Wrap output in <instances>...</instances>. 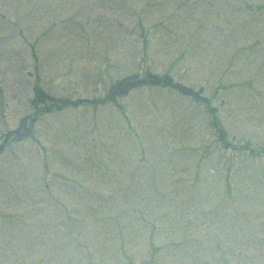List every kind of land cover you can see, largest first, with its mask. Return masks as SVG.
I'll return each instance as SVG.
<instances>
[{"label":"rangeland","instance_id":"obj_1","mask_svg":"<svg viewBox=\"0 0 264 264\" xmlns=\"http://www.w3.org/2000/svg\"><path fill=\"white\" fill-rule=\"evenodd\" d=\"M3 136L0 264H264V0H0Z\"/></svg>","mask_w":264,"mask_h":264},{"label":"trees","instance_id":"obj_2","mask_svg":"<svg viewBox=\"0 0 264 264\" xmlns=\"http://www.w3.org/2000/svg\"><path fill=\"white\" fill-rule=\"evenodd\" d=\"M121 87H117L116 89H117V91H122L123 89H124V87L126 86V84L124 83V85L122 86V85H120ZM125 89H126V87H125Z\"/></svg>","mask_w":264,"mask_h":264}]
</instances>
